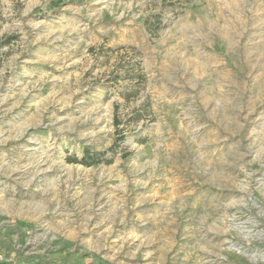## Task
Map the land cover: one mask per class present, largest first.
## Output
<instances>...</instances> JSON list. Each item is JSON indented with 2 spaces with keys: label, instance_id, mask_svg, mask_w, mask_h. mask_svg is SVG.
Returning <instances> with one entry per match:
<instances>
[{
  "label": "rangeland",
  "instance_id": "rangeland-1",
  "mask_svg": "<svg viewBox=\"0 0 264 264\" xmlns=\"http://www.w3.org/2000/svg\"><path fill=\"white\" fill-rule=\"evenodd\" d=\"M0 255L264 264V0H0Z\"/></svg>",
  "mask_w": 264,
  "mask_h": 264
},
{
  "label": "trees",
  "instance_id": "trees-1",
  "mask_svg": "<svg viewBox=\"0 0 264 264\" xmlns=\"http://www.w3.org/2000/svg\"><path fill=\"white\" fill-rule=\"evenodd\" d=\"M121 122L119 119L116 120V125H119ZM74 162H77V158H75V160H73ZM100 160H96L95 158H93V156H91V153L89 151L85 152V156H84V160H82V163L86 164V165H92L95 164L97 162H99Z\"/></svg>",
  "mask_w": 264,
  "mask_h": 264
},
{
  "label": "crops",
  "instance_id": "crops-1",
  "mask_svg": "<svg viewBox=\"0 0 264 264\" xmlns=\"http://www.w3.org/2000/svg\"><path fill=\"white\" fill-rule=\"evenodd\" d=\"M40 264H42V262H39ZM39 263H35V264H39Z\"/></svg>",
  "mask_w": 264,
  "mask_h": 264
},
{
  "label": "built area",
  "instance_id": "built-area-1",
  "mask_svg": "<svg viewBox=\"0 0 264 264\" xmlns=\"http://www.w3.org/2000/svg\"><path fill=\"white\" fill-rule=\"evenodd\" d=\"M0 257H1V255H0Z\"/></svg>",
  "mask_w": 264,
  "mask_h": 264
}]
</instances>
